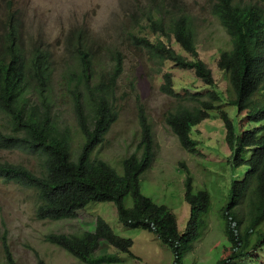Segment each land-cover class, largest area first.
<instances>
[{
    "label": "trees",
    "instance_id": "16d2710c",
    "mask_svg": "<svg viewBox=\"0 0 264 264\" xmlns=\"http://www.w3.org/2000/svg\"><path fill=\"white\" fill-rule=\"evenodd\" d=\"M172 5L173 8L153 6L149 11L147 25L158 34L156 40L136 32H131L128 39L144 51L152 65L161 66L170 60L182 68L194 69L210 87L205 93H178L172 74L165 72L161 89L181 98L177 107L165 114V121L181 146L196 152L199 142L192 135L194 128L207 118L222 119L230 149L227 161L233 170L245 171L241 179L232 178L222 206L225 242L214 264H264V0H213L212 12L232 41V47L221 51L218 59L229 82L225 91L216 87L212 69L199 56L193 17L173 0ZM16 14L7 13L0 21V115L5 121L0 124V148L19 150L39 165L31 169L21 162L0 160V179L35 190L39 219L71 218L91 201H112L121 223L154 232L171 249L174 264H182L209 225L212 198L207 189L194 190V177L183 164L190 216L185 231L180 232L171 209L141 192L140 176L155 158V134L143 104L138 108L141 154L126 156L121 172L107 160L92 157L119 117L115 94L117 80L124 72L122 53H111L112 67L103 74L97 69L82 28L71 41L80 68L70 71L69 84L76 94L78 125L85 138L73 159L72 135L69 129L57 127L48 99L51 53L38 46L30 54L24 51L19 25L13 24ZM160 36L168 40L174 37L191 58L177 52ZM158 71H162L160 67ZM32 92L38 94L36 102L28 95ZM222 104L236 106L238 116L231 117ZM86 111L91 115L89 121ZM129 196L132 206L125 202ZM46 239L84 262L113 258L94 257L104 241L136 257L131 250L133 240L116 234L101 216L97 217L94 231L50 233ZM0 245V264H16L6 231L0 236Z\"/></svg>",
    "mask_w": 264,
    "mask_h": 264
},
{
    "label": "rangeland",
    "instance_id": "374dc122",
    "mask_svg": "<svg viewBox=\"0 0 264 264\" xmlns=\"http://www.w3.org/2000/svg\"><path fill=\"white\" fill-rule=\"evenodd\" d=\"M173 2L193 17L199 56L212 69L216 87L225 91L229 82L218 66V59L221 51L232 47V41L212 12L213 0ZM153 6L173 8L172 0H0V21L7 13L15 11L21 21L23 48L30 52L38 46L50 51L48 99L57 127L69 129L72 135L73 158L78 156L85 138L78 125L76 94L69 84L70 71L80 68L72 52L71 41L82 28L84 40L103 74L112 67L111 53L115 50L122 52L125 67L117 80L115 94L119 117L92 157L107 160L121 172L122 160L126 156L141 154L138 151L142 136L138 108L143 104L153 125L155 158L150 168L140 176L141 192L167 205L177 217L180 232H184L190 216V205L185 199V164L194 177V190L203 188L210 192L212 207L207 229L186 254L182 264H214L225 242L222 206L228 198L232 178L241 179L245 170H233L227 161L230 149L225 142L224 123L219 117L207 118L194 128L192 135L199 142L196 152L184 149L166 123L165 114L176 108L181 98L161 89L165 72L172 74L173 87L178 93H205L210 87L196 76L194 69L182 68L170 60L161 66L152 65L144 51L130 43L128 36L131 32L147 35L152 40L158 38V34L152 33L146 25ZM160 38L177 52L191 58L174 38ZM28 95L32 102L37 101L36 92ZM222 107L231 117L238 116L236 106L222 104ZM86 114L88 121L91 120L90 112L86 111ZM3 120L0 115V124H5ZM0 158L22 162L33 169L38 163L15 150L0 149ZM36 201L35 190L0 180V236L6 231L16 264H41V260L44 264H174L171 249L154 232L142 227H128L120 222L117 207L112 201H91L78 210L77 216L58 220L38 219L35 215ZM125 202L127 206L133 205L130 196ZM98 216L103 217L116 234L133 240L131 250L136 257L118 251L104 241L94 257L109 255L113 258L84 262L46 239L50 233L94 231Z\"/></svg>",
    "mask_w": 264,
    "mask_h": 264
},
{
    "label": "clouds",
    "instance_id": "9594fccd",
    "mask_svg": "<svg viewBox=\"0 0 264 264\" xmlns=\"http://www.w3.org/2000/svg\"><path fill=\"white\" fill-rule=\"evenodd\" d=\"M10 14V13H9ZM13 24H18L19 25V32H20V36H21V30H20V27H21V21H20V19H16V21H15V23H13ZM148 24V21L146 22V25ZM148 26V25H147ZM131 34V33H130ZM130 34H129V36H130ZM139 35H142V34H139ZM128 36V37H129ZM143 36H145V35H143ZM172 38H174V37H172ZM21 39H22V36H21ZM151 39V38H150ZM129 41H130V39H128ZM152 40V39H151ZM163 40V39H162ZM166 42V41H165ZM130 43H131V41H130ZM167 43V42H166ZM177 43V42H176ZM167 44H169V43H167ZM170 45V44H169ZM37 48V46H35V48L34 49H36ZM182 48V47H181ZM24 49V48H23ZM43 51H45V52H47V53H50V51L48 50V49H45V48H41ZM183 50V49H182ZM24 51L25 52H27V53H32L34 50H31L30 52H28V51H26L25 49H24ZM184 51V50H183ZM186 52V51H185ZM122 53V52H121ZM182 54V53H181ZM183 55V54H182ZM122 56H123V54H122ZM123 59H124V56H123ZM50 60H51V56H50ZM98 65V64H97ZM49 66H50V64H49ZM99 66V65H98ZM98 66H97V69H98ZM124 67H125V62H124ZM108 69V68H107ZM99 70V69H98ZM100 71V70H99ZM48 73H49V69H48ZM99 74V72L97 73V75ZM49 76H50V73H49ZM106 136V135H105ZM105 139V138H104ZM104 141V140H103ZM103 143V142H102ZM101 143V144H102ZM0 149H3V150H8V149H6V148H0ZM15 151H19V150H15ZM24 154V153H23ZM27 156V155H26ZM33 159V158H32ZM31 159V160H32ZM74 159V158H73ZM0 160H2V161H4V162H6V161H9V160H3V159H1L0 158ZM33 160H35V159H33ZM11 162V161H10ZM12 162H14V161H12ZM22 163V162H21ZM24 164V163H23ZM26 165V164H25ZM39 165V163H37V166ZM28 166V165H27ZM29 167V166H28ZM30 168V167H29ZM31 169H33V168H31ZM34 169H36V168H34ZM0 180H2V179H0ZM36 195V194H35ZM36 200L38 201V199H37V195H36ZM35 215H36V213H35ZM39 219V218H38Z\"/></svg>",
    "mask_w": 264,
    "mask_h": 264
}]
</instances>
